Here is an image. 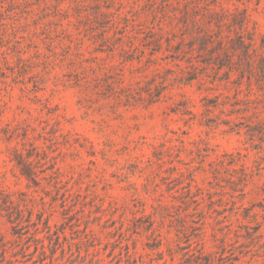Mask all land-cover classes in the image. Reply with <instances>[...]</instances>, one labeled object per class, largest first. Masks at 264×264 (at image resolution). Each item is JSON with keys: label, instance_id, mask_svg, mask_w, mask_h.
<instances>
[{"label": "rangeland", "instance_id": "obj_1", "mask_svg": "<svg viewBox=\"0 0 264 264\" xmlns=\"http://www.w3.org/2000/svg\"><path fill=\"white\" fill-rule=\"evenodd\" d=\"M79 1L84 18L100 6L134 27L110 50L97 37L105 18L95 32L77 22ZM161 4L0 0V264H264V134L231 113L264 91L179 83L165 46L156 64L148 50L137 59L138 25H156ZM225 5L247 9L260 42L264 0ZM156 72L167 88L153 104L124 105L103 86L105 74L119 88ZM253 106L264 121V100Z\"/></svg>", "mask_w": 264, "mask_h": 264}, {"label": "trees", "instance_id": "obj_2", "mask_svg": "<svg viewBox=\"0 0 264 264\" xmlns=\"http://www.w3.org/2000/svg\"><path fill=\"white\" fill-rule=\"evenodd\" d=\"M231 1L233 0H162L161 13L156 18L157 24L138 25L137 32L143 35V47H133L132 50H140L141 54L137 59L148 50L150 56L148 62L156 64L158 59L154 56L165 46V50L171 53L163 58H172L176 61L179 67L176 79L179 83L191 84L198 80L201 86H205L208 82L226 80L236 84V95L241 93L243 83H246L250 90L253 84H257L258 88L264 91V35L258 42L256 27L250 26L247 9L238 5L234 8L227 7L225 3ZM55 10L62 14L58 6ZM73 10L77 15V22L81 25L89 24L92 32H95L98 28L97 24L102 22L99 17L105 18L103 28L97 37L99 36L102 44L108 45L110 50H113L119 42H123L127 27L132 25L130 19L125 18V25L120 26L115 13L103 11L100 6H97V11L93 14L85 13L84 18L83 13L86 8L82 1H79ZM111 30L115 31L113 37L108 35ZM118 34L120 36L116 37ZM130 42L129 49H124L126 60L134 59L130 53L134 42L132 40ZM156 76L160 77V73L156 72L153 79L146 81L145 85L137 81L116 88L114 86L116 81L109 80L113 75L105 74L103 80L106 84L103 86L124 105L153 104L161 99L163 91L167 88L165 85L167 78L161 76V80H157ZM117 80L120 82L119 78ZM217 98L219 95L216 96V100L205 98L206 112H212V107L219 104ZM261 100H264L262 94L256 99L247 98L246 106L231 111L252 121L253 124L246 125L252 136L260 133L258 136L261 137V133L264 134V121L259 118L260 107L253 106L255 101ZM252 108L256 110L251 115H247L246 113ZM224 123L229 125L227 131L231 132H240L241 125L244 124L232 119H225ZM15 155L22 172L27 177L34 178L36 172L33 169V162L20 151L15 152Z\"/></svg>", "mask_w": 264, "mask_h": 264}]
</instances>
